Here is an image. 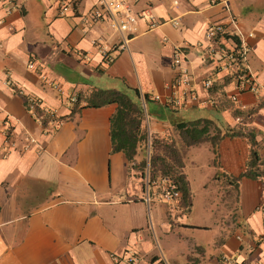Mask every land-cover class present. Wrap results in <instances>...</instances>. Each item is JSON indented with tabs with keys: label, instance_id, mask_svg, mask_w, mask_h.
I'll list each match as a JSON object with an SVG mask.
<instances>
[{
	"label": "crops",
	"instance_id": "1",
	"mask_svg": "<svg viewBox=\"0 0 264 264\" xmlns=\"http://www.w3.org/2000/svg\"><path fill=\"white\" fill-rule=\"evenodd\" d=\"M95 1L0 0V264H264V175L240 176L236 205L215 208L207 222L190 221L194 188L181 153L189 199L165 201L158 177L148 183L137 160L111 150L115 102L70 111L66 98L136 88L140 99L145 95L143 125L159 137H175L176 122L197 118L231 126L263 102L250 118L264 157V0H127L134 11L148 8L159 23L149 29L139 19L124 48L106 18L86 17ZM215 20L228 21L227 30L248 45L254 91H237L226 71L205 57L204 30ZM175 48L195 98L183 96V104L171 108L165 98ZM23 96L60 121L42 122ZM199 144L210 151L213 182L234 184L230 176L246 166V139L220 138L216 163L208 141L184 146Z\"/></svg>",
	"mask_w": 264,
	"mask_h": 264
},
{
	"label": "trees",
	"instance_id": "2",
	"mask_svg": "<svg viewBox=\"0 0 264 264\" xmlns=\"http://www.w3.org/2000/svg\"><path fill=\"white\" fill-rule=\"evenodd\" d=\"M223 36L236 43L239 40L235 33L224 32ZM242 67L243 65L239 64L232 72L226 71L227 78L236 81V73ZM142 96L145 100V95ZM82 98L84 103L78 105L79 100ZM140 101L139 92L136 88L131 89L130 94L114 88H98L91 91L87 96L76 94L75 100L71 101L70 111H75L86 105L97 106L115 102V109L109 116L111 150H121L127 160H137L142 173L144 174V171H147L148 183L161 175L173 179L180 191L179 197L182 200L189 199L190 188L182 172L181 154L175 144V138H179L183 145L208 141L214 155L213 162L216 163L217 143L220 138L223 136L244 137L248 143L246 166L238 175L230 176V180L236 186V180L242 175L248 177L264 175V157H261L258 153L260 143L256 139V132L250 118L251 113L263 102L258 101L255 107L243 111L242 117L231 126L220 127L209 118H197L190 121L176 122L173 127L175 137H159L151 133L148 135L143 125L145 111ZM36 102V99L23 96L25 107L32 108V112L40 117L42 122L54 119L51 110L38 106V102ZM56 119L59 122L61 118Z\"/></svg>",
	"mask_w": 264,
	"mask_h": 264
},
{
	"label": "built area",
	"instance_id": "3",
	"mask_svg": "<svg viewBox=\"0 0 264 264\" xmlns=\"http://www.w3.org/2000/svg\"><path fill=\"white\" fill-rule=\"evenodd\" d=\"M176 3V0H171ZM65 6L62 7V9ZM86 17L95 21L99 18H106L111 28L119 31L121 34V44L120 47H125L126 41L130 34L135 29V24L139 19L146 20L147 28H153L158 23L159 20L154 16V14L148 9L144 8L139 11H134L131 8L130 3L127 0H96L95 4L86 13ZM229 20V19H228ZM172 24H177L178 19L172 17L170 19ZM228 21L215 20L209 22L204 30V39L206 44L204 46L205 57L211 59L214 62V67L216 70L223 71H233L236 66L242 64L243 67L239 68L237 74V80L235 81V87L237 91H242L243 89H249L254 91L256 89L254 83L250 78V74L247 70L246 59L248 53V45L242 41L238 42L232 41L230 38H225L223 36L224 32L233 33L227 30ZM103 58L109 59V54L107 49L100 50ZM183 59V53L180 49L175 48L172 55V63L176 67L175 74L171 81L168 83L171 90L165 98L166 104L171 107L181 106L183 104L182 97L195 98L194 93L191 89V84L193 79L185 65L181 64ZM28 66L31 67L32 63L28 62ZM211 84V79L205 77L202 80V86L208 87ZM53 86L59 93H63L61 86L53 83ZM142 96V95H141ZM154 99H158L159 95L154 94L152 96ZM32 99V97H28ZM69 102L75 100V95L69 93L66 95ZM143 96L141 97V104L144 105ZM230 99H236V95L233 93L230 95ZM53 122V119L51 120ZM55 124L58 121L54 120ZM47 128H43V132H47ZM32 141V137H26V140ZM159 194L161 198L165 201L176 202L179 199L180 191L173 179L166 175H161L156 181ZM126 260L129 262H134V255H128ZM153 264H162L161 261H156Z\"/></svg>",
	"mask_w": 264,
	"mask_h": 264
},
{
	"label": "rangeland",
	"instance_id": "4",
	"mask_svg": "<svg viewBox=\"0 0 264 264\" xmlns=\"http://www.w3.org/2000/svg\"><path fill=\"white\" fill-rule=\"evenodd\" d=\"M175 144L184 157L185 170L192 175L190 178L193 181L194 197L191 209L188 212V219L190 221L207 222L214 213L215 208L222 209L225 204H229L230 207L236 205L234 184H226L223 178L221 182H218V179L213 182L214 179L208 176L214 172V167L209 162L210 151L205 144H199L196 147H185L179 138H175ZM203 181L207 183L205 187L201 185ZM223 189L226 190L225 193H223ZM150 216L152 219L153 215L150 214Z\"/></svg>",
	"mask_w": 264,
	"mask_h": 264
}]
</instances>
